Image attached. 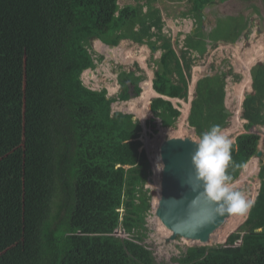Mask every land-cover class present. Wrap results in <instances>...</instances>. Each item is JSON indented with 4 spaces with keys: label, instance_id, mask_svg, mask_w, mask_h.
Returning <instances> with one entry per match:
<instances>
[{
    "label": "trees",
    "instance_id": "obj_1",
    "mask_svg": "<svg viewBox=\"0 0 264 264\" xmlns=\"http://www.w3.org/2000/svg\"><path fill=\"white\" fill-rule=\"evenodd\" d=\"M19 1L22 16L13 33L0 14V65L4 64L8 80L17 79L15 87L18 81L22 85L21 245L32 264H114L119 262L118 249L130 259L119 264L131 260L133 264H264V164L248 218L228 237L226 245L187 247L169 263L158 261L145 244L152 210L146 185L152 169L147 151L142 149L143 138L158 133L157 120L163 128L176 127L181 104L176 107L169 99L188 101L193 67L206 52L209 37L200 43V54L189 42L193 37H187L186 48L177 52L172 37L163 33L162 14L154 5L157 0L124 7L119 0ZM193 1L194 12L211 2ZM124 39L161 51L153 80V90L161 97L148 105L147 132L134 115L112 108L118 101L141 96L139 84L147 75L137 63L139 76L121 70L118 95H110L105 87L92 89L82 78L85 71L95 70L105 59L95 50V40L116 47ZM229 72L234 83L243 79L233 67ZM251 77L252 91L245 92L241 112L246 132L231 143L227 171L232 183L258 152L261 137L249 131L264 127V63L251 69ZM149 87L144 88L143 100ZM12 90L19 100V91ZM199 92L205 100L213 99V90ZM216 102L211 103L212 112L221 107L215 110L214 124L225 129L231 117L225 90ZM17 104L16 100L15 107ZM15 107L5 117L20 118ZM193 117L191 111L188 122L192 126ZM202 120L208 122L204 115ZM118 232L125 238L117 236Z\"/></svg>",
    "mask_w": 264,
    "mask_h": 264
},
{
    "label": "rangeland",
    "instance_id": "obj_2",
    "mask_svg": "<svg viewBox=\"0 0 264 264\" xmlns=\"http://www.w3.org/2000/svg\"><path fill=\"white\" fill-rule=\"evenodd\" d=\"M220 1L226 2V0ZM233 1L234 2H232V0H229L230 3L237 4L236 13L233 16V20L229 19V21H222L212 28L210 27V23H208V20L204 18L206 16L212 17L211 10L208 11L209 7L206 4L201 8L202 11H200V9L198 10L197 15L192 14V17L194 16V18H196L200 13L201 20L205 19V21L207 22L204 24V29H202V24L201 29L197 28V35L189 41L190 44L194 49H196V52L200 54L199 46L201 45L200 43L204 40L203 38L206 37L207 39V37H209V40L206 41V52L202 54L198 65L193 68V79L190 83V97L188 101L175 102L177 104H181L180 110L182 112V115L178 119V123L186 119L185 127L188 124V133L198 139L203 132L208 131L211 126L214 125L215 121L213 119L215 110H219L221 106L215 107L214 112H212L211 103L213 102V105L215 104L216 97L218 94L221 95L222 90H225V100L227 102L229 113L231 114L228 127L223 129L224 134L231 140L232 143L235 141L236 136H238L240 133L246 132L244 129L245 122L240 119L241 101L244 98V93L249 92L248 89L252 88L251 69L258 63H264V5H257V10V8L254 6L257 4V0ZM118 4L120 5V7H124L126 5L137 6L138 4H145V1L141 0L138 2V0H119ZM193 4V0H157L154 5H158L157 7L161 8L164 16H170L169 14L171 13H178L180 17H184L183 13H186V15L188 16L193 12ZM239 6L240 9L238 11L237 8ZM144 9L146 10L147 8ZM214 9L220 12V7H215ZM255 12H257L260 16V18H258L259 22L255 17ZM0 14L2 17L5 16V22L8 23V28L11 29L13 33L18 29V25H20V19L22 16L21 1L0 0ZM219 14L220 13H218V15ZM219 17L221 18V15ZM219 17L217 18L218 20ZM197 19L201 21L199 16L197 17ZM222 19H225V17L223 16ZM245 24L250 26L249 28H247L249 31L248 33L244 31V33L246 32L245 36L243 34L242 38L240 36V38L236 36L230 37L232 36L233 30H236L237 27L239 28L241 26H244ZM126 37H129L128 33L126 34ZM13 38L15 37H12V39ZM228 38H232V41H227ZM19 40L20 39L15 40L16 44H18ZM122 42L123 41L121 40L119 45ZM134 45L135 43L133 42L131 49L132 47L134 48ZM94 47H96L95 44ZM177 49L178 52H180L178 46ZM132 50L135 51L134 53L138 55L142 54L141 49ZM124 56L127 57L126 53H124ZM131 56L133 57L134 55L131 53ZM101 66H103L104 72L106 73H104L103 71L101 72V74L94 73L93 79L91 78V75L84 72L82 78L85 81L86 85H89L92 89H102L105 87L111 94L113 93V89H111L109 84L105 82L106 79L114 80L116 78L117 67L114 68V65L108 66L105 62L99 64L98 67ZM230 67H233L235 73L241 74L243 76L241 82H233V77L229 72ZM150 69L153 71L152 68ZM152 71L149 72L150 76L152 75ZM118 74V76L120 77L122 75L121 71H119ZM20 75L23 76V72ZM96 76H99V78H97ZM7 77L8 75L4 71V64H2L0 65V104H3L4 106L0 105V264H32V261L29 260V252L23 250L21 245L23 232L22 212L24 199L22 169L24 138L22 135L23 130L21 129L24 113L23 99L21 96L22 85L18 81V84H16L15 87L13 83L17 79L12 82L11 79L8 80ZM102 78L105 79V82L101 81ZM4 82L8 85L5 86ZM199 83L202 84V86L199 87L200 90L208 88L214 91L213 99L209 98L205 100L202 97L198 89V86L200 85ZM144 85L146 86V84ZM12 89H17L19 91V100L17 99V94H14ZM148 90L150 91V87ZM144 92L142 93V96H140L141 100L137 103L133 101H123L124 104H113V111H122L124 113H129L128 111H131L132 115H134L136 119H140L141 124L144 125L146 118H148V105L146 104L156 96V94H154L153 98H149V93L147 99L143 100ZM16 100L18 101V104L15 107ZM192 102H195V105H193V107ZM14 107L20 114V118L18 117L16 121L11 118L5 117L7 111H11V109ZM191 111H193L194 116L193 126L188 122ZM203 115L204 118L208 121L205 124L202 122ZM182 117H184L185 119L183 118L182 120ZM11 120H13V123L15 124H12ZM157 121L156 128L158 129V133L155 134L153 138H143L144 143H147V146L145 144V147L148 149V158L152 169V175L150 176L149 182L146 186L154 185L158 179L157 175L159 171L156 170V163L158 162L160 165L159 146L161 141L165 137L172 134V132L178 131L179 129L178 127L163 128L159 124V121ZM185 127L184 129H182L183 131L186 130ZM249 132L258 134L261 137L258 151L260 150L262 152V156L257 157L256 154H254L249 162H247L241 168L240 175H238L237 179L234 181V183L241 186V191L245 194L248 203V210L251 209L254 203L261 182L258 174L260 166L264 164V127H254ZM249 165L254 166V170L250 175H245L246 177H243V174L246 171L245 168ZM247 215L248 213H244L242 219L238 221V224H236V220L232 218L233 222L231 228L229 229L228 219L225 224V226H228H224L217 232V236L212 240L209 246L217 247L226 245L228 237L238 231L240 226L246 221ZM148 228L150 232L147 240L145 241V244L150 250L155 253L154 255L158 261L171 263L173 257L178 256L181 250H185L187 247L197 246L192 243H183L176 244L175 247L172 248H167L164 242H161L158 239V233L160 231L163 232L164 230L150 218H148ZM225 230L227 231L225 232ZM121 233L122 232H118L117 236L125 238V235ZM236 244H239V241ZM115 252L117 251L115 250ZM41 255L42 253H39V255H37L38 260L41 258ZM117 255L118 257H116V259L119 262H121L123 259H129L123 253L122 249H118ZM23 260L27 261L28 263H24ZM119 262H116L115 260L114 264H119ZM133 262L134 261L131 260L132 264Z\"/></svg>",
    "mask_w": 264,
    "mask_h": 264
},
{
    "label": "water",
    "instance_id": "obj_3",
    "mask_svg": "<svg viewBox=\"0 0 264 264\" xmlns=\"http://www.w3.org/2000/svg\"><path fill=\"white\" fill-rule=\"evenodd\" d=\"M132 89L129 85L130 92ZM176 127L178 131L172 132L160 143L159 159L163 168L159 170L156 183L146 186L152 200L149 218L164 230L158 233V239L167 248L183 243L209 246L235 212L218 217L195 234L187 227L199 217L206 218L210 210L199 199V189L192 179L191 155L199 139L190 135L183 123H178ZM184 127L186 130L183 131ZM256 156L261 157L262 152L259 150ZM233 187L241 191L239 184L233 182Z\"/></svg>",
    "mask_w": 264,
    "mask_h": 264
},
{
    "label": "clouds",
    "instance_id": "obj_4",
    "mask_svg": "<svg viewBox=\"0 0 264 264\" xmlns=\"http://www.w3.org/2000/svg\"><path fill=\"white\" fill-rule=\"evenodd\" d=\"M243 100L241 101V112ZM181 123L185 125L186 121ZM143 127L147 132L145 124ZM145 144L147 146V143H144L142 149H145L148 154ZM230 150L231 140L224 134L219 124H214L208 131L203 132L195 145L191 155L192 179L199 189V199L204 202L210 213L206 218L199 217L192 225L187 226L193 234L218 217L242 211L248 207L245 194L233 187L232 176L227 171L231 160ZM162 168L163 165H158V170Z\"/></svg>",
    "mask_w": 264,
    "mask_h": 264
},
{
    "label": "crops",
    "instance_id": "obj_5",
    "mask_svg": "<svg viewBox=\"0 0 264 264\" xmlns=\"http://www.w3.org/2000/svg\"><path fill=\"white\" fill-rule=\"evenodd\" d=\"M218 2H224V1L211 0V2H208L206 4L209 7L208 11L211 10L212 17L211 16H206L204 18H206V20H208V23H210V27L211 28L213 26H216L218 23H220V22L223 21L222 20V18H223L222 14H223L224 10L229 7V5H226V6L225 5L218 6ZM232 2H234V1L232 0ZM193 3H194V1H193ZM227 4H230V2L227 3ZM217 6L220 7V12H218L216 9H214ZM159 9H160L161 14H162V21L164 22L163 33L166 36L168 35L169 37H172L173 43H176V44H174V47H175V49H176L177 52H178L177 43H179V45H178L179 50L185 49L186 47H184V45H185V41H186L187 37H196V35H197V32H196L197 31V28L201 29V24H202V29L205 28L204 24L207 21H205V19L204 20H201L200 13H199L198 16H199V18H200L201 21H199L197 19L198 16L196 18H194V16L192 17V14H194V15L196 14L197 15V12L198 11L194 12L193 9H192L193 12L191 14H189L187 16L186 13H183V16L184 17H180L178 15V13H175V14H172V13L169 14V13H167L170 16H167V15L164 16L163 11L161 10V8H159ZM145 11L146 10L144 9V12ZM200 11H202V10L200 9ZM218 13H220V14L218 15ZM220 15H221V18L219 17ZM218 17H219V20L217 19ZM255 17H256V19L259 22V19L258 18H260V16L258 15V13L257 14L255 13ZM212 22H213V24H212ZM250 22H251V20H250ZM241 27H239V28L237 27L236 30H233L232 33L233 34L235 33V36L236 37H239V36L242 37L243 34L245 36L246 32L247 33L249 32L247 28H249L250 26H248V25L245 24L244 26H241ZM244 31H246V32L244 33ZM122 41L123 42L119 46H117L115 48L114 47H110L107 44L104 45L102 43V41H100V40H95L94 41V44L96 46V47H94L95 50H97L99 53H101L105 57V59H104L103 62H105L108 66L109 65H112V66L114 65V68L117 67V70H116V78L114 80H112V79H106V82H105V79H103V78L101 80V81H104L105 83L109 84L110 88L113 89V93H111V94L109 93V94L110 95H118L120 93V91H121V86H120V84L118 82L119 81V76H118L119 75L118 74L119 71L122 70L123 72L125 71L127 73H129V72H134L135 73L136 72V76L141 75L140 72L136 71V64L135 63H137V65H139L140 69H142L146 73V75H147V79L144 80V81H142L139 84L140 87H141V89H142V93L144 92V88L146 86H150V91H149L150 97L149 98H153L154 97L153 94H156V96L152 100H154V99H156L158 97H161L159 94H157L153 90V80H154V73H155L154 71L157 69V66H156L157 64L156 63L161 58V51L160 50H156L155 49V46L153 47L154 49L152 51L150 49V47L148 45H146V44H144L142 46H138V44H135L134 45V48L132 47V49H136V50L137 49H141L142 50V54L141 55H138V54L134 53L135 51H133L131 49V46L133 44V42L131 40L125 39V40H122ZM148 50H149V52H148ZM124 53H126L127 57L124 56ZM131 53L134 55L133 57L131 56ZM156 55H158V56H156ZM157 58H159V59H157ZM150 68H152L153 71ZM149 70L152 71V75L151 76H150V73H149L150 71ZM102 71L104 72L103 66L97 67L96 70L90 69V70H87L85 72L87 74L91 75L92 76L91 78L94 79V73L101 74ZM104 73H106V72H104ZM105 75H108V74H105ZM96 77L99 78V76H96ZM96 77H95V79H96ZM100 79H101V76H100ZM144 84H148V85L145 86ZM251 91L252 90H250V92ZM141 96H142V94H141ZM189 97H190V90H189ZM149 98H148V100H149ZM164 98L165 99H169L167 97H164ZM140 100H141V98L140 97H137V98H134L132 101L137 103ZM169 100H171L174 103L175 106L177 105L176 102H181L182 101V100H179V99H169ZM127 102H129V101H127ZM116 103H122V104H124V102H116ZM149 103H147L146 105H149ZM147 110H148V106H147ZM128 112H129L128 114H132L131 111H128ZM185 121H186V119H185ZM146 122L147 121L144 122L145 125H146Z\"/></svg>",
    "mask_w": 264,
    "mask_h": 264
},
{
    "label": "flooded vegetation",
    "instance_id": "obj_6",
    "mask_svg": "<svg viewBox=\"0 0 264 264\" xmlns=\"http://www.w3.org/2000/svg\"><path fill=\"white\" fill-rule=\"evenodd\" d=\"M236 1V0H235ZM227 3H229V0H226ZM226 2H218V6H223V5H229L228 8H226L222 14V16L225 17V19H222L223 21H229L228 19H232L233 20V16L234 14L236 13V7H237V4L236 3H230V4H227ZM226 3V4H225ZM239 4V3H238ZM257 5L258 6H263L264 5V0H257V4L254 5L256 8H257ZM217 6V7H218ZM224 6V7H225ZM240 9V6L237 8V10L239 11ZM264 9V8H263ZM258 10V8H257ZM257 14V12H255ZM233 15V16H232ZM257 17V16H256ZM228 37V36H226ZM230 37H235V33L233 34L232 33V36ZM242 38V37H241ZM226 40V39H225ZM227 41H232V38L231 39H228Z\"/></svg>",
    "mask_w": 264,
    "mask_h": 264
},
{
    "label": "bare ground",
    "instance_id": "obj_7",
    "mask_svg": "<svg viewBox=\"0 0 264 264\" xmlns=\"http://www.w3.org/2000/svg\"><path fill=\"white\" fill-rule=\"evenodd\" d=\"M119 46V45H118ZM117 47V46H116ZM115 48V47H114ZM259 59V58H258ZM253 61V60H252ZM251 82V81H250ZM249 82V83H250ZM252 88H249L248 90L250 91ZM152 91V90H151ZM154 95V94H153ZM147 97H148V95H147ZM147 97H146V99H147ZM145 107V106H144ZM178 109V108H177ZM183 118L184 117H182L181 119L183 120ZM185 119V118H184ZM180 122H182V121H180ZM253 164V163H252ZM254 166H252V165H249V166H247L246 168H245V172H244V174H243V177H246L245 175H250L251 174V172L254 170V168H253ZM250 172V173H249ZM242 177V178H243ZM248 208L246 209V210H242V211H238V212H235L230 218H229V222H228V229L229 228H231V225H232V222H233V219L232 218H234L235 220H236V224H238V221L239 220H241L242 219V217H243V215H244V213L246 214V213H248ZM227 226H225V227H227ZM227 230H225V232H226ZM222 235V234H221Z\"/></svg>",
    "mask_w": 264,
    "mask_h": 264
},
{
    "label": "built area",
    "instance_id": "obj_8",
    "mask_svg": "<svg viewBox=\"0 0 264 264\" xmlns=\"http://www.w3.org/2000/svg\"><path fill=\"white\" fill-rule=\"evenodd\" d=\"M194 67H195V66H194ZM194 67H193V68H194ZM195 71H197V70H195ZM192 79H193V78H192Z\"/></svg>",
    "mask_w": 264,
    "mask_h": 264
}]
</instances>
